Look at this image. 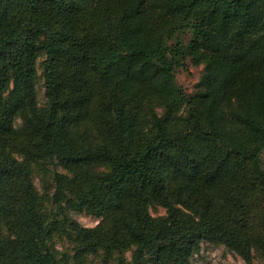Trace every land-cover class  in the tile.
<instances>
[{
	"label": "trees",
	"instance_id": "16d2710c",
	"mask_svg": "<svg viewBox=\"0 0 264 264\" xmlns=\"http://www.w3.org/2000/svg\"><path fill=\"white\" fill-rule=\"evenodd\" d=\"M202 242L264 264V0H0V264Z\"/></svg>",
	"mask_w": 264,
	"mask_h": 264
},
{
	"label": "rangeland",
	"instance_id": "374dc122",
	"mask_svg": "<svg viewBox=\"0 0 264 264\" xmlns=\"http://www.w3.org/2000/svg\"><path fill=\"white\" fill-rule=\"evenodd\" d=\"M41 59H38V74L41 75L40 68ZM201 66H193L188 64L185 69H179L176 72V78L188 93L193 91V87L198 80ZM37 98L39 105L45 102L43 81L40 76L37 84ZM59 170V169H58ZM34 185L41 190L40 180L38 176L33 177ZM148 211L153 217H163L165 209L160 206H150ZM71 216L85 227H93L97 224V219L86 215L85 213H77L70 211ZM69 247L66 241L55 240V248L61 250L62 247ZM126 258L130 259V251L125 253ZM192 264H244L243 260L234 252L227 249L223 245H215L208 242H202L199 250L193 255ZM253 264H261L258 260H254Z\"/></svg>",
	"mask_w": 264,
	"mask_h": 264
}]
</instances>
